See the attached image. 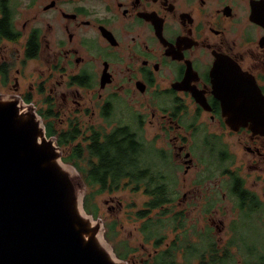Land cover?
Wrapping results in <instances>:
<instances>
[{
	"label": "flooded vegetation",
	"instance_id": "af4514ba",
	"mask_svg": "<svg viewBox=\"0 0 264 264\" xmlns=\"http://www.w3.org/2000/svg\"><path fill=\"white\" fill-rule=\"evenodd\" d=\"M219 63L234 70L226 76L235 86L228 95L250 94L236 86L255 83L262 99H231L228 105L221 100L213 84ZM0 97L33 106L62 152L71 146L67 156L76 144L83 147L84 161L92 145L111 143L110 158L117 147L125 171L141 178L130 176L118 190L145 186L140 181L152 169L141 164L139 153L152 142L149 127L158 130L162 161L170 159L174 174L167 175L178 173L179 165L185 176L195 169L197 144L229 160L221 173L217 167L206 175L229 179V197L218 181L205 189L180 176V203L207 210L217 231L225 229V204L233 203L240 218L249 217L233 224L238 230L224 245L215 241L219 252H234L231 244L244 234L241 227L263 209L264 131L252 128L253 119L233 125L227 110L264 105V0H0ZM74 129L79 134L71 137ZM61 136L70 138L62 144ZM159 226L150 227L146 238L156 234L162 241ZM193 234L207 237L193 242V251L178 238L158 252L177 244L176 252H194L213 240L209 228Z\"/></svg>",
	"mask_w": 264,
	"mask_h": 264
},
{
	"label": "water",
	"instance_id": "95a60500",
	"mask_svg": "<svg viewBox=\"0 0 264 264\" xmlns=\"http://www.w3.org/2000/svg\"><path fill=\"white\" fill-rule=\"evenodd\" d=\"M222 68L216 66L213 84L227 105L231 99H262L255 83L236 86L250 94L228 95L235 86L226 76L234 70ZM227 113L233 125L253 119L252 128L264 131V105L240 104ZM62 158L33 106L0 97V264H127L106 242L103 220L86 212L80 172Z\"/></svg>",
	"mask_w": 264,
	"mask_h": 264
},
{
	"label": "rangeland",
	"instance_id": "374dc122",
	"mask_svg": "<svg viewBox=\"0 0 264 264\" xmlns=\"http://www.w3.org/2000/svg\"><path fill=\"white\" fill-rule=\"evenodd\" d=\"M64 125L66 126V123H64ZM64 128L65 127L58 126V129ZM157 131V128L149 127L148 135L152 142L145 145V149L139 153V158L143 166H150L154 174L160 177V183H157V185L161 186V183H163L170 188L171 191L168 194L170 201L168 203L161 207L153 208L146 218H140L137 215V212L141 210H148L146 206L148 202H154V197L150 195V193H147V190H152L155 183H152L149 188L146 186L148 178H144V182L140 181L141 186L145 184L144 188L136 190L132 188L133 185L130 184L127 187L122 186L120 190L113 193L106 191L95 195L90 202L92 205L96 204L97 209L93 207V209H91L89 203L90 192L93 190L97 191L100 187L99 184L88 186L87 183L84 182L86 183L84 187V208L86 212L91 214L95 220L98 218L103 220V234L105 236L104 238H106V242L111 246L116 256H119L121 252H127L128 262L124 260L127 264H143L145 260L152 257L159 250L166 248L169 244H172L174 240L176 241L178 238L185 250L193 251V242L198 244L202 239H207V237L197 238L193 232H204L208 228L211 230L210 235L213 239L210 241L214 243L217 241V246L224 245L233 236L236 230H238V226H234L233 224L235 222L241 224L242 220L249 219L243 215L240 218L239 210L232 207L233 203L225 204L228 206L227 215L225 217V229L224 231H217L206 215L207 210L193 207V205V208H190L189 201L180 203L183 192L180 182L183 177H186L187 183L190 184L192 183L191 181H196L198 187H204L205 189L208 187L213 189L220 182L221 189L225 191L227 197H229L231 191L230 183L228 182L229 179L224 178L223 175H217L211 179L206 177L209 170L214 172L217 167L215 172L218 174L221 173L229 164V160L222 162L219 159L220 155L212 153L205 145L197 144L193 148V155L196 157L197 163L195 169L185 176L182 174V165H179L178 173L175 175H167L174 174V172L171 169L170 159L167 161L168 164H165L162 161L160 152H158ZM218 147L224 149L223 145H218ZM70 149L71 146H66L64 148L62 152L63 161ZM64 162L71 165V162ZM237 164L231 165V168L237 169ZM81 165L85 169H89L88 154L87 161L81 160ZM180 176L182 178H180ZM83 181L84 180H82V182ZM183 181L186 183L185 180ZM216 181H218V183H216ZM187 187L192 188L190 185ZM252 216L256 228H251L246 225V227H241V231L244 233L243 235L246 236L245 239L247 242L245 241V243H248L250 239L253 240V242L260 241L258 245L261 248L259 249L260 252H254L253 249L245 246L244 240H239V244L233 245L232 249L234 252H240L237 257L242 260V264H245L243 261L244 259H247L252 264H256L262 253H264V206L262 210H258ZM177 217L180 220L179 223L173 221V219ZM147 218H152L154 221L157 219L163 220V224L159 226V238H163L160 245H156V241L158 240L156 234L155 237L151 239L146 238L147 232L151 231H147L143 228L144 224L151 225ZM251 244L256 245L252 242ZM180 252H184V249L181 248ZM188 256L190 255L188 254ZM123 259L124 258H122V261ZM119 260H121V258ZM178 261L183 263L181 254L178 255Z\"/></svg>",
	"mask_w": 264,
	"mask_h": 264
},
{
	"label": "trees",
	"instance_id": "16d2710c",
	"mask_svg": "<svg viewBox=\"0 0 264 264\" xmlns=\"http://www.w3.org/2000/svg\"><path fill=\"white\" fill-rule=\"evenodd\" d=\"M77 134H79V130L74 129L73 135L71 137H74ZM65 138L67 139L70 137L61 136V139L59 140L62 144H64ZM112 146L113 145L111 143H107L103 146H90V152L88 157V170L81 165L83 147L80 146V144H76L73 147L71 156H66L64 158V161L71 162V164H73L77 168V170H79L82 179L87 183L88 186H94L96 184H99V190H93L92 192H90L89 203L91 209H97V205H92L90 202L95 195L106 191L113 193L114 191L120 188L122 182H127L129 178H131L130 176H132V178H134L136 181L141 179L139 176L134 175V173L131 174V172L125 171L123 167L125 160L122 161L120 159L121 152L117 149V147L114 149L116 153L114 157L110 158L106 154L107 150H112ZM100 150H104V153L100 154L99 152H97ZM133 162L134 161H129V163ZM87 171L89 172L88 174L86 173ZM144 178H148L146 186L149 188L152 183H155V186L152 188V190H149L150 195L154 197V202H149V204H146L148 209L147 211L141 210L137 212V215L140 218L148 216V213L153 208L159 207L164 203L165 200H169L170 198H168V194L171 191L170 188L165 186V184L163 183H161V186L157 185V183H160V177L156 176L153 171L149 172V174L146 175ZM148 221L149 224L151 223V225L147 227L149 230L150 227L152 228L153 225H155V230L157 231L158 226L163 224V220L161 219H157L156 221H154L152 220V218H149ZM249 226L251 228H256V224L253 221ZM245 237L246 236L242 235L240 238L241 241L244 240L245 246L249 247L250 249H253L254 252H260L259 249L261 247L258 245L260 241L253 242V240L250 239L248 243H245ZM161 242V239H159L157 244H160ZM251 242L255 243L256 245H252ZM237 244H239L238 240L231 245ZM177 249L180 250V246L178 244L177 246H172L168 251L157 252L152 257L145 260L143 264H242V260L237 257L240 252H232L231 250L219 252L217 247L215 246V243L211 242L210 240L203 241L199 248L195 247L196 251L194 252H176ZM179 254H181V259L183 260V263H180L178 261ZM188 254L190 256H188ZM118 257L121 259H126L127 252H121ZM243 261L245 262V264H252L247 259H244ZM256 264H264V253H262L260 259L256 262Z\"/></svg>",
	"mask_w": 264,
	"mask_h": 264
}]
</instances>
